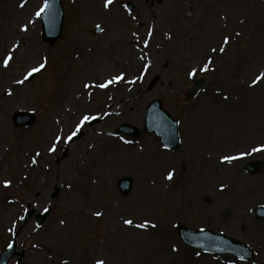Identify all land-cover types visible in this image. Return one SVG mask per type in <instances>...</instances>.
<instances>
[{
  "label": "rangeland",
  "instance_id": "374dc122",
  "mask_svg": "<svg viewBox=\"0 0 264 264\" xmlns=\"http://www.w3.org/2000/svg\"><path fill=\"white\" fill-rule=\"evenodd\" d=\"M28 1L32 5L38 37L46 54L40 62L26 64L22 68L21 80L31 97L29 105L17 106L8 111L2 102L3 95H0V121L8 118V125L12 129L9 181L1 197L14 200L7 221L2 220L3 203H0V253L14 240L27 209H42L54 202L53 213L43 227L38 228L35 222H31L17 238L18 247L26 253L19 264H40L34 242L50 241L52 233L64 224L68 212L66 205L70 199L67 177L71 168L66 164L73 160L79 148L96 141L91 138L89 130L105 127L117 137L114 141L118 145L115 150L137 154L134 169L115 173L112 178V188L117 196L128 198L137 188L138 178L143 174L153 181L151 174L145 172L143 162L145 153L152 149L160 150L165 159L179 158L175 174L177 178L183 177L181 183L178 180L182 190L177 183L167 184L164 193L156 197L158 205L160 203L162 207L161 211L156 212L155 228H144L140 238L141 253H145L148 259L133 264H264V219L259 220L255 216V210L264 206V0H256V6L252 4L253 0H242L239 10L234 5L224 6L226 0H111L113 10L119 11L130 21L127 35L137 39L136 36L141 33L148 50L151 48L150 53L141 60L144 71L131 88L132 91H122L130 93L132 97L131 110L113 116L110 113L104 117L69 116V122L62 125L53 123L60 106V86L67 79V71L75 74L77 69L68 70L66 63L71 55L76 54L82 60V51L86 46L101 47L103 42L100 38L102 35L108 36L109 23L104 13L93 14L85 9L81 11L77 7L80 2L61 0L65 16L63 31L59 39L50 45L43 42L42 24L38 17L47 0ZM127 2L135 6L133 13L126 10ZM9 9V0H0V41L7 23L17 21V9ZM158 16L167 22L166 28L175 38L156 46L152 45L155 39L149 42L151 34L147 32L146 36L143 35L141 21ZM183 16L187 17L186 21H183ZM95 27L103 30L99 36L93 35ZM79 40L83 45L72 46ZM32 71H37V74L29 81ZM155 76L161 80L150 91L149 82ZM201 77L206 78V85L192 101L185 102L187 90ZM154 99H160L164 109L180 123L181 147L178 150L166 149L154 134L143 133L140 139H132L118 133V128L125 123L142 130L147 106ZM111 107L112 104L108 105L106 110ZM20 111L35 114L36 122L32 127H15L13 115ZM51 124L68 127V132L47 147L50 170L38 192V189L33 190L30 186L31 169L26 170L22 164L14 162L19 149L14 141L26 135L23 147L25 156L30 158V155L35 154L40 130L42 127H52ZM65 150L68 151L67 158L57 164L56 159ZM112 151L109 149L108 153ZM156 161L160 162L159 157ZM252 161L262 162L261 169L255 175L244 170V166ZM121 165L126 169L130 167L125 166V163ZM21 170L28 181L26 186L18 187L17 174ZM196 173L199 178L198 175L193 176L195 182L199 184L203 180L204 183L196 184L192 192H184V188L191 187V175ZM123 177L134 179L133 190L127 195L121 194L117 186ZM57 182L61 193L56 200L51 201L50 193ZM176 190L178 199L174 204L172 197ZM230 190L235 192L234 196L241 192L247 195L240 203L230 204ZM194 194L198 200L193 197ZM224 195L230 198L228 202L224 200ZM186 199L191 200L189 209ZM171 208L177 214L174 218L167 216L171 215ZM243 212L249 213L246 220L242 216ZM248 219L261 227H245ZM106 221L105 217H100L94 226L79 221L70 232L72 242L69 249L65 252L55 251L61 257L73 261L71 264H91L93 255L89 249L102 238ZM179 225L223 233L248 245L255 256L248 262H242L229 255H214L193 249L178 237L176 227ZM126 260L124 255L121 263L126 264ZM9 264H17V260L13 259Z\"/></svg>",
  "mask_w": 264,
  "mask_h": 264
},
{
  "label": "bare ground",
  "instance_id": "6f19581e",
  "mask_svg": "<svg viewBox=\"0 0 264 264\" xmlns=\"http://www.w3.org/2000/svg\"><path fill=\"white\" fill-rule=\"evenodd\" d=\"M226 1L224 6L234 5L237 10L243 4L242 0ZM76 3H79L77 7L81 8V11L85 9L93 14L104 13L109 23V34L101 36L100 39L103 42L101 47H84L82 60L76 55L69 57L66 63L68 70L77 69L75 74H69L67 71V79L60 86V106L53 123L61 125L69 122V116L76 115L77 118H82L101 115L104 117L110 113L113 116V114L131 110L132 97L130 98V93L125 94L122 91L128 92L138 82L144 71L141 60L150 53L151 49L148 50L141 33L136 36L137 39H132L127 35L131 25L130 21L124 18L119 11L113 10L111 0H76ZM252 4L256 6L257 1L253 0ZM9 6L11 7L10 11L17 9V21L16 23L15 20L11 21L12 23H7L0 41V95H3L2 102L6 104L8 111L14 107L31 103L30 92L21 80V71L24 65L38 63L46 54V49L38 37L31 12L32 5L29 1L9 0ZM144 11L148 15L146 10H143V13ZM243 12H245V8H243ZM161 17L146 18L141 21L144 29L143 35L146 36L147 32L151 34L149 42L155 39L152 41V45L156 46L171 42L175 38L166 28L167 22L160 19ZM183 18V21L187 20L186 16ZM80 45H83L81 40L72 44V46ZM97 99L99 103H97ZM111 104L113 107L107 111L106 107ZM51 125L52 127H42L40 130L35 154L30 155V158L25 156L23 147L26 135L19 136L14 141V144L19 148L15 154L14 162L22 164L26 170L31 169L30 186L33 190L38 189V192L50 170L49 158L46 155L47 147L68 132V127ZM89 131L91 138L96 141L79 148L80 150L76 152L73 160L66 164L67 167L70 165L71 170L67 177L70 203L66 205L68 212L65 222L58 231L52 233L50 241L36 240L34 242L40 264H71L73 261L67 257H61L55 249L64 252L69 249L72 242L70 232L75 225H78L79 221L82 223L85 221L94 226L100 217H105L107 221L104 224L102 238L89 249L90 254L93 255L91 264H122L124 255L127 258L126 264L147 260L145 253H141L140 238L144 228H155L156 212L161 211L162 207L160 203L158 205L157 201L159 200L156 197L164 193L167 184L177 183L180 190L183 189L182 185L178 183V180L180 183L183 181V177L177 178L175 174V170L179 166V158L170 159L167 157L165 159L160 150L152 149L145 153L143 162L145 172L151 174L150 177L153 178V181L151 182L143 174L138 178L137 188L131 192L128 198L117 196L112 188V178L115 173L132 170L133 164L137 161V154L135 152L125 154L121 150H115L118 146L114 143L117 137L109 128L94 127L92 131ZM11 138L12 129L8 125V118H5L0 121V203H3L1 208L3 221L8 220L14 204V200L1 197L4 189L8 187ZM109 149L115 151L108 153ZM158 157L159 163L156 161ZM124 163L125 166L129 165L130 167L126 169L121 165ZM23 173L24 171L21 170L17 174L18 187L26 186V181H28ZM193 176L199 178L198 173L191 175L189 183L191 187L184 188V192L194 190L197 182ZM202 183H204L203 180L197 185ZM177 193L178 190L172 197L174 204L178 199ZM245 193H239L241 195L237 193L234 196L235 192L230 190L229 194L232 198H227L228 196L224 195L226 196L224 200L228 202L230 199V204L240 203L247 195ZM193 197L198 200L196 194ZM190 201L186 199L188 209ZM173 210L174 208H171V215L167 216H173V218L177 216ZM242 216H245L246 220L249 213L243 212ZM168 218L166 219L168 220ZM247 226L252 229L260 225L249 220L245 224V227ZM6 230L10 229L7 227ZM163 264H168V262Z\"/></svg>",
  "mask_w": 264,
  "mask_h": 264
},
{
  "label": "water",
  "instance_id": "95a60500",
  "mask_svg": "<svg viewBox=\"0 0 264 264\" xmlns=\"http://www.w3.org/2000/svg\"><path fill=\"white\" fill-rule=\"evenodd\" d=\"M128 7L130 10H133V7L130 4ZM63 19L64 14L60 0H48L44 11L41 13V20L43 23V39L45 41L53 43L57 40L61 34ZM97 32H99V30ZM158 80L159 79L156 78L152 82L151 88L157 83ZM205 82L206 80L203 78L198 79L187 92L186 100H191L199 91V89L204 86ZM14 120L17 126H27L33 124L35 118L32 114L20 112L14 117ZM119 131L129 134L133 137H139L141 135V132L137 128L127 124L123 125ZM144 131L147 133L155 132L164 145L168 148H179L180 140L178 134V123L170 116L167 111L163 109L162 103L158 100L153 101L148 108ZM67 154L68 152L65 151L63 158H65ZM247 169L250 172H255L257 169V164L248 165ZM119 187L123 193L129 192L132 187V180H121ZM34 213L35 210L27 212L21 223L19 233L26 226ZM49 213L50 210L48 209L43 215H37L38 226L43 224ZM256 214L258 218H264V207L258 209ZM177 232L184 242L201 250L213 253L231 254L243 260H249L253 257V252L246 245L222 234L214 233L211 230L195 231L182 225L177 228ZM16 255H18L20 258L23 257V253H19V250L14 243L12 247H10L1 255L0 264H8L9 261Z\"/></svg>",
  "mask_w": 264,
  "mask_h": 264
}]
</instances>
